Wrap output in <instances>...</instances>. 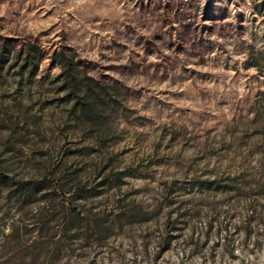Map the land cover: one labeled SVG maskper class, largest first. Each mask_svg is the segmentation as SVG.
Wrapping results in <instances>:
<instances>
[{
	"label": "rangeland",
	"instance_id": "obj_1",
	"mask_svg": "<svg viewBox=\"0 0 264 264\" xmlns=\"http://www.w3.org/2000/svg\"><path fill=\"white\" fill-rule=\"evenodd\" d=\"M6 48L0 264H264V0H0Z\"/></svg>",
	"mask_w": 264,
	"mask_h": 264
},
{
	"label": "trees",
	"instance_id": "obj_2",
	"mask_svg": "<svg viewBox=\"0 0 264 264\" xmlns=\"http://www.w3.org/2000/svg\"><path fill=\"white\" fill-rule=\"evenodd\" d=\"M6 53H8L9 55L11 54V51L10 50H7V48L0 54V57H1V60H3V62H5V57L6 56ZM9 57V56H8ZM4 179V178H2Z\"/></svg>",
	"mask_w": 264,
	"mask_h": 264
}]
</instances>
